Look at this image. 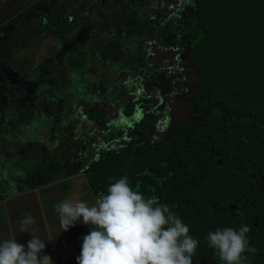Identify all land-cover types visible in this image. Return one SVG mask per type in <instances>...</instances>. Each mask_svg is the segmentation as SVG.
I'll return each mask as SVG.
<instances>
[{"label":"trees","instance_id":"obj_1","mask_svg":"<svg viewBox=\"0 0 264 264\" xmlns=\"http://www.w3.org/2000/svg\"><path fill=\"white\" fill-rule=\"evenodd\" d=\"M156 5L164 12L150 14V23L161 29L165 37L169 24L181 12L177 10L165 19V12L170 9H165L163 2ZM183 5L185 12L187 7L191 11L187 21L174 26L176 31L181 28L176 43L159 44L164 51H182L196 80L189 86H181L184 90L171 86L166 93L157 90L163 103L154 100L148 86L138 89V78H116L111 83L100 81L102 87H110L109 95L98 99L86 98L80 93L78 98H73L82 120L89 121L94 128L77 134L82 121L79 114L69 129L59 133L54 144L57 147L53 149L41 142L27 143L24 126L29 120L35 121L32 119L36 115L27 111L30 104L26 103L25 95L10 106H3L6 114L0 115V123L17 128H6L0 136V167L5 170L0 174L3 175L0 203L11 195L5 188L9 183L5 164L18 159L19 165L43 164L46 169L60 171L64 163L72 164L89 154L90 163L74 175L86 176L95 198L107 191L108 184L126 174L133 188L174 206L172 210L189 225L190 233L200 241L192 264H220L218 254L208 246L206 234L217 226L245 224L240 221L243 215H232L227 209L244 196L251 172L264 166V0H184ZM112 12L114 15L110 5L98 1L55 22L56 27L45 36H52L64 45L55 67L57 73L63 75L68 70L65 56L83 49L97 59L94 66L117 64L126 59L122 27L108 22V28H103V22ZM42 27L48 26L42 24ZM141 51L140 54H147L143 59L150 62V48ZM149 65L154 70L161 69L166 80L170 76L169 68ZM147 74L144 78L149 77ZM59 80L63 87L68 77L61 76ZM56 83L53 86L57 87ZM123 89L127 95L113 100ZM172 89L179 90L181 98L190 105L188 117L181 114L180 107L169 113L170 99L175 93ZM51 99H42L40 105L49 111L47 114L43 110L49 118L55 115L56 119L57 112L60 116L73 103L67 101L61 109ZM66 100L61 97L60 101ZM119 103L122 106L116 116H126L130 127L119 140L106 139L100 150L92 130H98L100 138L104 137L103 132L110 130L114 121L110 110ZM7 107L9 110H5ZM12 112L17 115L13 117ZM163 129V137H156ZM54 132L58 131L54 129ZM118 143L120 148L116 147ZM249 263L247 259L246 264Z\"/></svg>","mask_w":264,"mask_h":264},{"label":"rangeland","instance_id":"obj_2","mask_svg":"<svg viewBox=\"0 0 264 264\" xmlns=\"http://www.w3.org/2000/svg\"><path fill=\"white\" fill-rule=\"evenodd\" d=\"M37 1L38 0H0V26L7 22L8 19L18 16ZM92 1L96 2V0H54L55 11L53 10L54 12H52L51 16L61 17L62 14L74 10L82 11L84 7ZM162 2V6H164L165 9H170V12H165V19L170 17L177 10L181 12L179 17L173 19L172 23L169 24L168 34L165 37L161 29L152 26L150 23V14H159L161 8L156 4H161ZM183 4L184 0H110V3L107 5H110V10L113 9L115 12L114 15L112 12L108 16V19L103 22V28H108V22H112V24L119 23L122 27L125 35V49L128 54L126 59L117 64H98L94 66V61H97V59L92 53L84 49L67 55L68 82L66 80L64 81L65 84H67L66 89H62L65 87V84L62 87L60 81L57 86L60 91L53 85H50L46 87L47 90L45 93L50 96L57 94V96L62 97V99H67L66 101L71 100L73 103L71 105L70 102L69 105L72 107L67 106L69 108H66V111L63 113L61 112L60 116L58 115L59 112H57L56 119L54 118L55 115L51 118L45 116L44 112L47 114L49 113L45 108H43L42 111L40 110L42 113L41 116L39 117L38 114H36V117L32 119L35 121L32 122L29 120V124L24 126L28 129L27 143L29 144L35 141L41 142L44 145L47 144L49 149H53L56 146H54V144L56 143L57 137H59V133L62 134L64 129H67L71 123L77 121V116L81 114L80 109L78 110V106L74 103V97L78 98L80 93L83 94L81 96L86 98L98 99H101L105 95H109L110 87L108 89L102 87L100 81L111 83L114 82L116 78H122V80L126 78H138L137 82L139 87L137 88L148 86V91L153 94L154 100L159 104L163 102L157 90L161 89V92L166 93L170 91L169 86H171V88L178 87L184 90L181 86L186 87V85L189 86V84H192L196 80V76L193 74V68L187 64L184 53L182 51L177 53V51L173 49L164 51L159 44L163 42L167 44L176 43L177 32L181 30V28L179 27L176 31L174 26H176L177 23H179L177 26L180 25L182 21H187V17L190 16L189 12L191 11V8L187 7L185 12V6ZM42 9L43 7L30 10L27 15L22 18L19 25L16 23L11 25L8 29H11V31H9L10 35H6L4 31L0 33V56L8 60L12 65L21 68V70L23 69L22 71H25L24 68L38 64L40 61H42L40 63L41 69L48 67V60L46 59L54 58V55L57 53V42L52 36L48 38L42 32L41 23L45 16V12H47V10ZM39 10L40 12H38ZM163 10L161 12H164ZM146 47L150 48L152 53L150 62L143 59V56L147 54H140V52H142L141 50ZM151 63L157 64L163 69H170V76L167 80L161 69H152L149 65ZM147 73H149V77L144 78V76H148ZM52 79L53 76H51L49 80L52 81ZM123 90L124 91L118 93V96H113L112 99L118 100L117 97L124 98L127 95V90ZM171 91L175 93L172 95V99H170L169 106H171V108L169 113L171 114L177 107H180L182 111L181 114L188 117L190 115L189 112L192 110L190 105L186 104L185 98H181L179 90L175 91V89H172ZM120 105L122 106V104L119 103L111 108L110 118L117 120L120 117L118 115L116 116ZM11 114L13 117L17 115L14 112ZM160 116L164 117L163 114ZM79 119H83L82 114ZM169 119L171 118L169 117ZM165 125L166 124H163L162 127H165ZM11 127L17 128L16 125H12ZM129 127L130 120L128 119V123L123 126H117L113 123L110 130L103 132L105 138H100L101 134L95 129L92 130L93 132L91 135L96 140L100 150H102L103 146L101 147V145L107 142L106 139L111 141L119 140ZM6 128L10 130L14 129L7 126L5 129ZM53 128L58 132H54ZM92 128H94V126L89 121L82 120L77 127V134H82L86 129ZM23 134H25V132ZM163 135L164 129L156 133V137H163ZM116 147L120 148V143L116 144ZM15 158L18 157H14V159ZM91 159L92 156L86 154L72 164L64 163L60 171L46 169L43 164H35L33 167L24 164L19 165L17 164L18 159H15V163L5 164L8 177L6 179L8 180L7 182H9V186H11L13 182H17L18 188H26L27 186L34 187L37 184H44L53 179L60 178L58 180H63L61 179L62 177L66 178L69 175L72 176L77 171H82V169L90 163ZM0 160H2L1 155ZM2 171H5L3 166L2 168L0 167V174H2ZM20 175H22L23 178L20 177ZM2 177L3 175H0V178ZM20 178L23 179L22 182V179L19 180ZM7 186L5 187L6 191H9L12 195L13 189L10 188V190H8Z\"/></svg>","mask_w":264,"mask_h":264},{"label":"clouds","instance_id":"obj_3","mask_svg":"<svg viewBox=\"0 0 264 264\" xmlns=\"http://www.w3.org/2000/svg\"><path fill=\"white\" fill-rule=\"evenodd\" d=\"M113 123L123 126L128 118L121 114ZM172 207L133 188L124 174L108 184L95 203L66 196L56 201L54 211L62 229L78 221L94 226L82 237L78 264H192L200 241ZM34 223L30 213L18 221L20 231L31 233L26 245L15 235L0 238V264H53L52 257L43 251L46 243ZM249 231L248 224L217 226L205 239L218 254L220 264H246L247 253L256 252L249 242Z\"/></svg>","mask_w":264,"mask_h":264},{"label":"flooded vegetation","instance_id":"obj_4","mask_svg":"<svg viewBox=\"0 0 264 264\" xmlns=\"http://www.w3.org/2000/svg\"><path fill=\"white\" fill-rule=\"evenodd\" d=\"M53 1L54 0H38L36 3L26 8L18 16L8 19L7 22L0 26V33L1 31H4L6 35H10L9 31H11V29H8L11 25L14 23L19 25L22 18L26 16L30 10H35L36 8L40 9L43 7L42 10H47V12H45V16L43 17L41 28L44 35H46L48 32L52 31V28L56 27L55 22L61 21L67 14H62L61 17L51 16L52 12L55 11ZM96 2L98 1L96 0ZM96 2H90L84 7V9ZM100 2L107 5L110 3V0H100ZM76 11L78 10H74L72 12ZM38 12H40V10ZM42 24H47V29H44ZM56 44L58 45L57 53L54 55V58L46 59L48 60V67L42 69L40 64L42 61H40L38 64L24 68L25 71H22L23 69L21 70V68L12 65L8 60L0 56V100H2L0 115L6 114L3 106H10L12 102L19 99V96L24 95L26 97V103L30 104L27 111L29 113L33 112L35 115L38 114L39 117L42 114L40 106L42 105V99L49 101L51 97V101L54 103L53 105H58V108L61 107V109L62 106L63 108L66 106L67 101L61 102V97L56 94L49 97V95L45 93L47 90L46 87L53 85L54 82L59 84L61 76L66 77L68 73V70L66 71V74L63 75L60 74V72L57 73L58 70L55 67L57 63H59L58 58L59 55L61 56V50H64V45L59 41H57ZM51 76H53L52 81L49 80ZM54 87L56 86L54 85ZM5 110H9V108H5ZM28 124L29 123L25 126ZM5 126L6 124L2 125L0 123V136L4 134L3 131L5 130ZM24 135L27 137V133ZM20 177H22V175H20ZM251 177L252 178L249 180V188L246 192L242 193L244 196L237 199L235 204H230L227 210L230 211L232 215H243V220L240 221L250 226V231L247 233V236L250 244L256 248V252L247 253V257L250 260L249 264H264V166L256 169L255 173L251 172ZM22 181L23 179L21 182ZM10 188L13 189V191L19 189L17 187V182H13L11 186H7L8 190H10Z\"/></svg>","mask_w":264,"mask_h":264},{"label":"crops","instance_id":"obj_5","mask_svg":"<svg viewBox=\"0 0 264 264\" xmlns=\"http://www.w3.org/2000/svg\"><path fill=\"white\" fill-rule=\"evenodd\" d=\"M24 188L13 191L0 203V238L15 235L18 242L26 245L31 233L20 231L18 221L22 215L30 213L35 218L33 226L45 240L43 251L52 257L53 264H78L76 256L81 251L82 237L94 226L78 221L67 230L62 229L54 205L66 196L95 203L86 176L79 173Z\"/></svg>","mask_w":264,"mask_h":264}]
</instances>
